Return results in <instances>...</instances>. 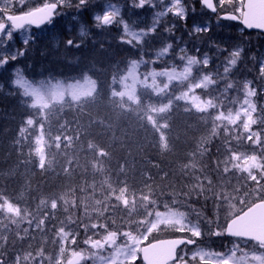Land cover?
I'll return each mask as SVG.
<instances>
[{
	"label": "trees",
	"instance_id": "1",
	"mask_svg": "<svg viewBox=\"0 0 264 264\" xmlns=\"http://www.w3.org/2000/svg\"><path fill=\"white\" fill-rule=\"evenodd\" d=\"M86 13L87 19L90 20L92 12ZM149 13L153 14L154 10ZM73 17H77L74 10L61 18L63 24L58 19L50 26L37 31L39 35L35 41L26 47L18 46V50H23L24 54L18 55L14 61L9 60L0 70V195L18 205L22 211L27 209L34 213L36 219L33 220V225L42 213L55 212L54 216L50 215L45 220V225L51 227L49 231L57 233L61 221H64L67 228L81 234L85 232L83 222L88 219L84 214L85 203L89 205V215L95 216L92 207L95 199H101L111 192L109 184L116 189L126 184L130 202V194L135 192L138 196L140 190L145 192L154 190L158 195L163 191L160 200L171 202L173 189L187 192L194 182V178L186 174L193 169L184 168V165L189 164L193 159L197 161V174L208 173L217 186L227 184L232 174L225 176L218 173L215 163L226 151L225 140L228 138L224 135V129L218 128L213 135V120L207 118L208 113H198L195 109L185 111V107L191 105L185 100L174 99L175 95H179L184 90L183 87L176 84L169 86L173 105L165 114L168 127L162 129L169 142L167 150L159 146L160 133L146 119H139L137 113L130 110L122 111L113 107L111 91L113 88L120 90L118 79L127 74L132 60L144 61L137 69L142 75L144 70H157L155 68L158 64L164 67L174 62L178 65L183 64L184 60L181 56H192L197 47L205 50L212 49L213 46L219 47L224 54H227V49L233 46L245 48L247 38L256 34L242 31L237 34L236 29L238 32L240 29L236 24L223 22V25L231 27L226 32L218 33L212 39L213 30L210 29L190 41L179 27L173 26L164 30L165 27L160 25L156 27L155 32H150L145 37L144 43L139 46H128L119 42L118 30L96 27L92 29L87 40L78 42L66 31L69 26L73 27ZM149 26L147 25V28ZM90 27H93V23H90ZM69 39L78 43L80 47H69L67 45ZM175 40H180L183 53L181 49L175 48ZM168 44L172 47L164 59H157L153 63L157 52ZM213 66L195 68L202 70L203 74L218 73L219 77H216L218 80L221 78V69ZM17 69L26 79L37 84L41 81L71 83L82 80L84 74L97 82L98 95L94 104L84 109L75 105L71 107L65 105L58 115L45 122V132L51 128L53 139L57 133L78 136V139L73 140L71 147H64L63 135L60 149L55 148L54 143L51 148L47 147L45 169L39 167V159L33 146L35 136L39 135L38 126L28 127L25 123L29 115L37 121H40L41 117L36 115L38 109L21 103L22 97L19 94L21 90L13 84ZM244 71L242 68V73ZM113 77L117 78L115 84ZM146 91L150 90H145L142 86L137 89L138 94ZM194 94L199 95L201 99L208 98L207 93L201 92L200 89H195ZM150 98L152 102L161 99L155 94H151ZM163 99L167 102L168 97L165 96ZM142 100L144 103L148 102L145 97H142ZM131 107L137 106L132 104ZM215 112L216 109H209V113ZM201 117L205 118L201 119ZM156 118L159 123H165L158 116ZM60 125L66 126V132ZM22 127L27 128L24 134L27 139L21 136ZM45 139H48L47 135ZM230 140L236 150H242L243 144L242 147H238L232 139ZM90 143L95 147L89 148ZM201 147L207 149L203 154L199 151ZM98 149L105 150L108 155L99 157L96 155ZM193 152H196L195 157L192 155ZM65 168H68L67 172ZM146 185H150L151 188ZM53 198L58 200V208L54 211L48 208ZM64 199L68 200L67 205L64 204ZM177 199L185 201L186 198L181 195ZM41 200H47L48 203L38 210ZM73 201L76 203L75 208L72 207ZM109 203L116 207L114 210L109 208L105 215L117 219L115 224L111 219L108 220L110 228L128 230L129 210L122 203L117 202L114 196L109 197ZM172 207L179 208L189 217H198L199 214V217L209 218L208 220L216 218V208L211 193L208 194L207 199L204 196H192L185 203H177ZM158 210H164L163 204H160ZM138 212H143V208L139 207V200H137V208L131 215L136 216ZM69 216L76 219L80 226L70 223ZM28 219L32 217L29 216L26 220ZM121 222H123L122 227ZM93 231L103 233V229H96L91 230L90 235ZM15 233L14 230L9 233L7 243L2 249L4 254L16 248L22 249L27 244L26 239L21 237L16 239ZM45 240L43 237L33 242L43 245L36 246L40 249L46 246Z\"/></svg>",
	"mask_w": 264,
	"mask_h": 264
},
{
	"label": "snow or ice",
	"instance_id": "2",
	"mask_svg": "<svg viewBox=\"0 0 264 264\" xmlns=\"http://www.w3.org/2000/svg\"><path fill=\"white\" fill-rule=\"evenodd\" d=\"M160 2L162 3L163 0H160ZM22 3L23 0H21ZM88 3L89 0H76L75 4H73V0H45L40 6L29 7L27 11L17 14L14 11L12 0H0V47H7V42L14 39L15 30H25L22 43L26 47L35 40V37L26 31V25L40 27L46 23H51L54 17L60 14L57 11L58 7L74 6L80 10L86 7ZM146 3L150 6H155L152 0H138V3L133 0L134 6L139 8L144 7ZM201 3L207 9L217 13L218 20L238 21L243 25L244 29L264 31V0H218V4L214 3L213 0H201ZM218 7L223 10L222 13L218 12ZM169 12L181 19H186L187 9L181 3V0H171L170 7L166 6L163 12H157L156 20H159L160 17ZM117 17H120V19H117ZM93 20L98 28L110 27L113 24L122 25L124 35L121 41L129 44L135 42L133 46L144 43L145 37L156 30V22L147 30H133L121 16V9L112 3L108 4L102 13L94 15ZM209 30L210 28L207 25L194 28L197 33ZM85 34V30L82 28L81 36ZM67 45L69 47H80L72 39L67 40ZM171 47L172 45L168 44L161 48L157 52L156 59L164 57ZM242 51V48L236 47L229 52L227 62L224 64V75L222 77L228 82L218 96L213 93L219 90L214 89L213 92H208L207 99H201L199 95H195V89L208 90L218 80L213 78L212 73L202 76L197 74L195 77L192 75L194 66L198 64H202L203 67L208 66L209 60L206 55L202 60H198L193 56L182 55L181 59L185 61L182 70L178 71L176 67L165 68L162 71L153 70L146 73L143 79L139 78L137 69L139 64L144 63V61L132 60L127 69V74L120 76L118 79L120 90L113 88L111 91V104L119 110H130L137 113L139 119H146L160 133L159 146L167 150L169 149V142L162 129L168 127L165 114L171 110L173 105V97L169 93V86L173 81H179L184 90L179 95H175L174 99L185 100L187 104L191 105V107L186 106L185 111L195 109L198 113H208L207 118L213 120V135L216 134L218 128L223 127L224 135L228 137L232 131L229 125H237V122L242 120L244 131L249 133L245 139L253 141L254 145L260 146L261 152L259 154L256 152L246 154L237 151L231 145L230 139H226V151L215 162L217 172L225 176L229 173L233 175L246 174L239 177L244 182L237 185L224 184L217 186L208 173L197 174V161L193 159L189 164H185L184 168L193 169L191 172H186V174L192 176L194 182L191 183V187L187 192L173 189L171 202L161 201L159 197L163 195V191L158 195L154 190L147 192L140 190L138 196L137 193L133 192L130 194V202L129 190L126 184L118 189L112 188L111 184H109L111 192L101 199H95V204L92 206L93 211L96 213L95 216H90L89 205L86 203L84 205V214L88 218L86 222H83L85 231L103 229V233L93 231L84 240V243L89 245L88 249L71 250L70 255H66L65 243L69 242L70 238V242L75 244L78 233L67 228V224L61 221V226L57 231V235L60 237L59 255L55 259V264H65V261L66 264H81L82 261L86 260H92L93 264H136L141 255L143 264H264V251H262L264 250V143L261 142L262 133L254 132L251 128V125L256 124L258 121L264 125V115L253 119L256 106L249 97L255 96L256 91L250 88V82L246 81L243 84L245 96L239 109L234 111L232 108L226 107L221 99L222 97L227 98L228 90L234 87V83L229 80L228 74L237 65ZM181 52L183 53L184 50L181 49ZM23 54V50H17L14 54H0V67L7 64L9 60H16L18 55L22 56ZM260 73L264 75V62H261ZM217 76L219 77L218 73ZM159 77L166 78V80L158 82ZM149 78H151L150 82ZM129 80L131 81L130 83ZM113 83H117L116 77H113ZM13 84L21 90L19 93L22 97L21 103L27 107L38 109L36 115L40 116L41 120L37 121L32 115H29L25 123L28 127L38 126L39 135L35 136L36 147L34 151L39 157V167L45 169L46 147L51 148L54 143L55 148L60 149L62 135L65 148L71 147L73 140L78 139V136L63 133H57L53 139L51 128L45 132V122L58 115L65 105L69 107L75 105L84 109L88 105L94 104L98 95L97 82L87 74H84L82 80H76L73 83L57 81L53 84L51 81H41L37 84L26 79L24 74L17 69ZM138 84L145 90L150 91L138 94ZM151 94H155L161 99L157 102H152ZM165 96L168 97L167 102H164L163 97ZM142 97L147 98L148 102L144 103ZM236 102L238 101H233V103ZM132 104L137 107L132 108ZM58 105L60 107H57ZM209 109H216V112L214 114L209 113ZM153 114H156V116ZM157 116L164 120L165 123H159ZM204 118L201 117V119ZM60 127L66 132L65 125H60ZM26 131V127L20 129L21 136L25 139H27L24 135ZM29 135H32V133H29ZM46 135L48 137L47 140L45 139ZM235 139L239 140L240 137L236 136ZM88 147L94 148L95 146L90 143ZM199 151L203 154L207 149L201 147ZM96 155L104 157L108 153L103 149H98ZM192 155L195 157L196 152H193ZM64 170L67 172L68 168ZM105 182L107 183V181ZM146 187L151 188L150 185H146ZM209 193L212 194L213 204L216 208V219L208 221L213 225V228L207 232V235L231 238L229 243H231L232 247L228 253L212 252L205 247H201L199 241L205 236V233L201 228L199 214H197V221L193 222L187 213L180 211L179 208L172 207V205L177 203H185L192 196H204L207 199ZM181 195L186 198L185 201L177 199ZM110 196H114L117 202L122 203L129 210L130 222L128 230L121 231L120 228H110L109 219L112 220L113 224L117 222L116 218L105 215L109 208L114 210L116 207L109 203ZM0 200H2L0 212L6 213L11 223H19L31 216L32 219H28V224L30 227L33 225V220L36 219L34 213L24 209L22 215V209L18 205L2 195H0ZM137 200H139V207L143 208V212H138L136 216H132V211L137 208ZM47 203V200H41L38 210ZM64 204H68L67 199H64ZM160 204H163V211L158 210ZM72 207H76L75 201L72 202ZM50 208L52 210L58 208V200L56 198L51 199ZM67 210V207H65V211ZM50 215L54 216L55 212L42 213L35 223V228L42 230L45 220ZM13 217H18L19 220L13 219ZM68 221L76 224L77 227L80 226L78 221L72 219L71 216H69ZM122 226L123 222H121ZM24 231L26 232L27 229ZM166 231L181 235L171 239H160L158 236L153 235V233ZM118 235L123 237L120 244H117ZM94 236L99 238L93 239ZM145 241H147L146 244L144 243ZM105 245L113 249L107 256L101 255ZM181 245L184 247L181 248ZM189 245H195V248L190 249L188 248ZM38 255L43 256V251L41 250ZM24 259L27 260L28 256H25ZM20 260L21 258L17 256L13 264H20ZM0 264H6L2 255H0ZM40 264H43V261Z\"/></svg>",
	"mask_w": 264,
	"mask_h": 264
},
{
	"label": "rangeland",
	"instance_id": "3",
	"mask_svg": "<svg viewBox=\"0 0 264 264\" xmlns=\"http://www.w3.org/2000/svg\"><path fill=\"white\" fill-rule=\"evenodd\" d=\"M45 0H23V3L21 4V0H12V4L14 6V11L18 13H22L24 11H27L29 7L32 6H40ZM76 0H73V4H75ZM115 4L121 9V16L123 19L129 23L130 27L133 28L135 31L140 30H147L152 27L153 23L156 22V27L163 25L166 30L169 27L177 26L180 28V30L185 33L186 37L192 39L195 36L203 35L206 32L201 31L199 33L194 31L195 27L198 26H205L207 25L210 29L213 30V36L218 35V33H224L227 29H230L231 27H228L227 25H223V22H219L217 19L209 18L203 10L199 6V0H181V3L186 7L187 13H186V19H181L180 17L174 15L173 13L169 12L166 15L159 18V20H156V14L157 12H163L165 10L166 6H171V0H163L161 3L160 0H152V3L155 6H150L148 3L144 5V7L139 8L135 7L133 4V0H89V3L86 7L83 9L78 10L76 7H63L62 11H59V15H57V19H59L60 23L63 24L61 21V18L67 16L68 14H71L74 10L75 15L77 17H73V27L69 26L66 31L68 33H71L74 37L73 40L79 41H85L87 40L88 35L92 31V29H96L95 21L93 20V16L97 13H102L103 10L107 7L108 4ZM136 3H138V0H136ZM215 3L218 4V0H215ZM194 9V11H193ZM66 10V11H65ZM151 10H154V13H149ZM218 10L220 12H223L222 9L218 7ZM86 12H92V17L90 20L87 19ZM148 16V17H147ZM117 19H120V17H117ZM90 23H93V27H90ZM147 25H150L147 28ZM85 30V35L81 36V29ZM106 29L115 31L118 30L119 36V42L126 44L128 46H133V44H129L126 42H122L121 38L123 37V29L122 25L120 24H113L110 27H104ZM137 29V30H136ZM234 29V28H232ZM28 33H31L36 40V37L39 35L37 32L31 31L30 29H26ZM54 32V29L52 30V33ZM236 33L240 34L241 30L236 29ZM25 34V30H21L19 32H14V39L12 41L7 42V47H0V54H8V53H16L18 50V46H24L22 43L23 36ZM217 38V37H216ZM215 38V39H216ZM204 39V38H203ZM34 40V41H35ZM191 41V40H190ZM226 42V41H225ZM246 42V41H245ZM32 43V42H30ZM29 43V44H30ZM192 43V42H191ZM28 46V45H27ZM139 46V45H136ZM175 48L181 49L183 46H180V40L174 41ZM212 47V46H210ZM251 47V48H250ZM236 47H231L230 49H227L228 53L224 54L219 47H212L208 49H200V47H197L193 51V57H196L198 60H202L204 56L206 55L208 57L209 63L208 66L214 65L213 67L216 69H221V78L218 79L219 84H214L209 87L208 90L200 89L201 92H213L214 89L219 90V92H214L213 94L219 95L220 91H223L225 84L228 81H225L222 77L224 75V64L227 62L229 52L233 50ZM242 54L241 58L238 60L237 65L232 69V71L228 74L229 80L234 83V87L232 89H229L227 92V98H221L223 100V104L226 107L232 108L234 111L236 109H239L241 107L242 101L245 96V91L243 89L244 82H250V88L255 89L256 95L253 97H249L251 102L255 104L256 106V112L253 113V119H256L257 117L264 115V75H261L260 73V65L261 62H264V35H256V36H249L247 38L246 47L242 48ZM190 56V55H188ZM165 57V56H164ZM162 57V59H164ZM157 61L156 58H153V63ZM176 61V59H174ZM183 62V61H182ZM185 63V61H184ZM183 64L178 65L174 62V64H168L167 66H163L162 64H158L156 66L155 71H162L165 68L171 69L172 67H176V69L182 70ZM6 65V64H5ZM4 65V66H5ZM3 66V67H4ZM196 66H200L202 68V64H198ZM194 66L192 75L195 77L197 74L204 75L202 70L196 69ZM0 67V70L3 68ZM204 68V67H203ZM242 68H244V73H242ZM154 69H147L144 70V74H140L137 70V74L140 79H143L144 75L146 73L152 72ZM244 74L243 76H241ZM217 75L213 74V78L216 79ZM15 80V79H14ZM166 78L159 77V81H165ZM151 81V78H149V82ZM131 81L129 80V83ZM54 82L53 84H55ZM73 83V82H71ZM187 83V82H185ZM180 85L179 81H173L171 85ZM183 87L182 85H180ZM140 85H137V89H140ZM126 100V98H125ZM233 101H238L236 103H233ZM246 107V106H245ZM229 127L232 129V131L229 133V136L226 137L228 139H232L236 146L243 147L242 150H237L240 152H244L246 154H252L253 152H256L259 154L261 152V148L259 145H254L253 141L246 140L245 137L249 134L248 132H245L242 126V120L237 122V125H229ZM251 128L254 132H261V142L264 143V125L260 124L259 121L256 124H252ZM236 136H239L240 139H235ZM255 139V137H254ZM231 143V140H230ZM33 146L35 145V139L33 140ZM47 148V147H46ZM45 148V151H46ZM39 159V157H38ZM232 174V173H229ZM241 175L246 174H237V175H231L230 179L227 181V184L229 185H237L238 183H243V180H240L239 177ZM251 183V182H249ZM49 209L50 206L48 207ZM52 210V209H51ZM54 211V210H52ZM23 215V211H22ZM193 222H196L198 217H189ZM13 219L19 220L18 217H13ZM209 218L204 219L202 217H199L201 228L205 233V236L199 241L201 247H205L206 249L212 251V252H219V253H228L229 249L232 247L231 243H229L228 239L225 237H215V236H208L207 232L210 231L213 228V225L209 223ZM216 218H213L212 220H215ZM49 222V220H48ZM47 222V223H48ZM27 229L25 232L24 230ZM51 227L48 224H44L41 229L35 228V223L31 227L28 224V220L24 219L19 223L13 224L11 223L8 218L7 214L0 212V255L3 256L4 260L6 261V264H13L16 257L19 256L21 258L20 264H40L41 261H43V264H55V259L59 255V239L60 237L57 235V233H53L49 231ZM14 230L16 233L14 237L18 239V237H21V239H26L27 244L23 246L22 249L16 248L15 250L9 251L7 254H4L2 251L4 245L7 243V238L9 233ZM51 232V233H50ZM91 230L88 232H83L81 234L78 233L76 236V243L73 244L70 242L65 243L66 248V255H70L71 250H86L89 248V245H86L84 243V240L87 238V235H90ZM153 235L158 236V238H167L172 236H179L181 234L179 233H171V232H163V233H153ZM45 237V244L46 246L44 248L37 249L36 246L39 244H36L35 240L42 239ZM99 237H93V239H96ZM123 237H117V244H120ZM151 239V237H149ZM228 240V241H226ZM41 242V241H40ZM145 244L147 241L144 242ZM43 245H41L42 247ZM195 248V247H192ZM190 248V249H192ZM43 251V256L38 255L39 252ZM95 251V250H94ZM113 251L112 248L105 245V249L101 251V255L107 256ZM264 251V250H262ZM3 252V253H2ZM31 254V255H29ZM239 255V253H238ZM28 256V259L25 260L24 257ZM66 264V261H65ZM81 264H93L92 260H86L82 261ZM136 264H142L140 259L136 261Z\"/></svg>",
	"mask_w": 264,
	"mask_h": 264
},
{
	"label": "water",
	"instance_id": "4",
	"mask_svg": "<svg viewBox=\"0 0 264 264\" xmlns=\"http://www.w3.org/2000/svg\"><path fill=\"white\" fill-rule=\"evenodd\" d=\"M201 5L205 8V10H207L208 12H210V13H212V14H215L214 12H212L210 9H207L202 3H201ZM220 21H227V22H231V23H237V24H239L242 28H243V30H245V31H247V32H257V33H261V34H264V31H261V30H258V29H244V27H243V25L242 24H240L238 21H230V20H223V19H219ZM46 24H48V23H46ZM46 24H44V25H41L40 27H37V26H35V25H31V26H29V27H32V28H41V27H43V26H45ZM26 26H28V25H26ZM25 26V27H26ZM183 245H181L180 247H182ZM190 246V245H189ZM179 250V249H178ZM141 260H142V255H141ZM142 262H143V260H142Z\"/></svg>",
	"mask_w": 264,
	"mask_h": 264
},
{
	"label": "flooded vegetation",
	"instance_id": "5",
	"mask_svg": "<svg viewBox=\"0 0 264 264\" xmlns=\"http://www.w3.org/2000/svg\"><path fill=\"white\" fill-rule=\"evenodd\" d=\"M228 240H230V239H228ZM228 240H226V241H228ZM229 242V241H228ZM192 247H195V245H192L190 248H192Z\"/></svg>",
	"mask_w": 264,
	"mask_h": 264
}]
</instances>
